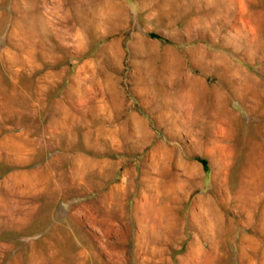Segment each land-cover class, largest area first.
<instances>
[{
	"label": "rangeland",
	"instance_id": "rangeland-1",
	"mask_svg": "<svg viewBox=\"0 0 264 264\" xmlns=\"http://www.w3.org/2000/svg\"><path fill=\"white\" fill-rule=\"evenodd\" d=\"M0 264H264V0H0Z\"/></svg>",
	"mask_w": 264,
	"mask_h": 264
},
{
	"label": "bare ground",
	"instance_id": "bare-ground-1",
	"mask_svg": "<svg viewBox=\"0 0 264 264\" xmlns=\"http://www.w3.org/2000/svg\"><path fill=\"white\" fill-rule=\"evenodd\" d=\"M120 11H121V9H120V6H118L117 8H116V12L120 15ZM193 86V85H192ZM197 87V86H196ZM197 89V88H196ZM196 89H195V91H196ZM253 156V155H252Z\"/></svg>",
	"mask_w": 264,
	"mask_h": 264
}]
</instances>
